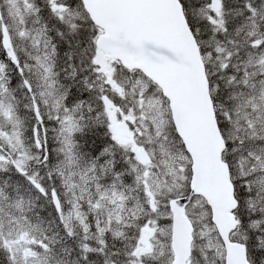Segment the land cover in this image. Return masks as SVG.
<instances>
[{
  "label": "snow or ice",
  "instance_id": "obj_1",
  "mask_svg": "<svg viewBox=\"0 0 264 264\" xmlns=\"http://www.w3.org/2000/svg\"><path fill=\"white\" fill-rule=\"evenodd\" d=\"M0 264H264V0H0Z\"/></svg>",
  "mask_w": 264,
  "mask_h": 264
}]
</instances>
